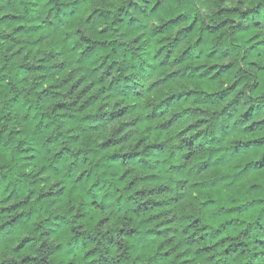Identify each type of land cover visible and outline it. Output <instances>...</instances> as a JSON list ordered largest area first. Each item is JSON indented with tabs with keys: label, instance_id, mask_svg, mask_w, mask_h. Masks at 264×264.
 <instances>
[{
	"label": "trees",
	"instance_id": "trees-1",
	"mask_svg": "<svg viewBox=\"0 0 264 264\" xmlns=\"http://www.w3.org/2000/svg\"><path fill=\"white\" fill-rule=\"evenodd\" d=\"M0 264H264V0L0 3Z\"/></svg>",
	"mask_w": 264,
	"mask_h": 264
},
{
	"label": "clouds",
	"instance_id": "clouds-1",
	"mask_svg": "<svg viewBox=\"0 0 264 264\" xmlns=\"http://www.w3.org/2000/svg\"><path fill=\"white\" fill-rule=\"evenodd\" d=\"M4 0H0V3H3ZM184 3L189 5L190 7H196L197 4H198V0H184ZM229 6H232V5H229ZM247 6V5H245ZM143 22L146 23V24H149L150 27H155L154 23L152 22V18L151 17H148V18H142ZM138 71V70H137ZM130 75L133 76V79L136 80V79H141V76L143 77L141 79V83L144 84V91L146 92H150L151 91V85H152V79L149 78L148 74L147 73H142L140 75H137L136 72H132V73H129ZM145 99H151V96H146ZM5 259H7V257H4Z\"/></svg>",
	"mask_w": 264,
	"mask_h": 264
}]
</instances>
